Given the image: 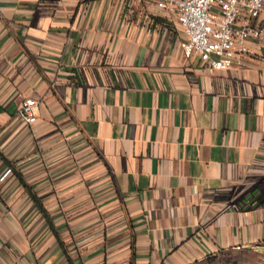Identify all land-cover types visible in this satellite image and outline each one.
I'll use <instances>...</instances> for the list:
<instances>
[{"label":"crops","instance_id":"0c3cea01","mask_svg":"<svg viewBox=\"0 0 264 264\" xmlns=\"http://www.w3.org/2000/svg\"><path fill=\"white\" fill-rule=\"evenodd\" d=\"M182 34L150 0H0V264H264V33L214 71Z\"/></svg>","mask_w":264,"mask_h":264},{"label":"built area","instance_id":"2783aa9c","mask_svg":"<svg viewBox=\"0 0 264 264\" xmlns=\"http://www.w3.org/2000/svg\"><path fill=\"white\" fill-rule=\"evenodd\" d=\"M165 15L173 14L183 34L178 45L187 59L198 58L207 71L223 69L248 50L247 40L264 33L257 17L264 0H150ZM37 100L27 96L18 115L30 123L36 120ZM10 171L7 168L3 174ZM23 264V263H20Z\"/></svg>","mask_w":264,"mask_h":264},{"label":"rangeland","instance_id":"374dc122","mask_svg":"<svg viewBox=\"0 0 264 264\" xmlns=\"http://www.w3.org/2000/svg\"><path fill=\"white\" fill-rule=\"evenodd\" d=\"M235 257H239V258H243V259H247L250 260L252 258H255L256 256H254L253 254H251L250 252H244V254H240L237 256H233L232 258H230L229 260H232Z\"/></svg>","mask_w":264,"mask_h":264},{"label":"trees","instance_id":"16d2710c","mask_svg":"<svg viewBox=\"0 0 264 264\" xmlns=\"http://www.w3.org/2000/svg\"><path fill=\"white\" fill-rule=\"evenodd\" d=\"M38 203V202H37ZM39 204V203H38ZM40 205V204H39ZM58 241H59V243H63L62 241H61V239L58 237ZM70 263L72 264V262L70 261Z\"/></svg>","mask_w":264,"mask_h":264}]
</instances>
